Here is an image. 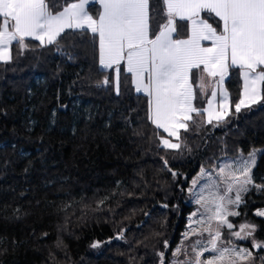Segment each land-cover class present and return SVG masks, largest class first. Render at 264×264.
<instances>
[{
	"label": "trees",
	"instance_id": "16d2710c",
	"mask_svg": "<svg viewBox=\"0 0 264 264\" xmlns=\"http://www.w3.org/2000/svg\"><path fill=\"white\" fill-rule=\"evenodd\" d=\"M38 45L20 52L14 42L12 61L0 62V264H160V251L169 264L192 208L189 179L220 156L264 147V101L236 112L241 78L232 71L226 121L194 117L180 133L187 147L165 149L146 118L147 96L122 66L117 93L90 32ZM252 177L264 185V151ZM242 198L232 222L257 225L264 241L254 212L264 191L249 186Z\"/></svg>",
	"mask_w": 264,
	"mask_h": 264
},
{
	"label": "snow or ice",
	"instance_id": "6c2138e0",
	"mask_svg": "<svg viewBox=\"0 0 264 264\" xmlns=\"http://www.w3.org/2000/svg\"><path fill=\"white\" fill-rule=\"evenodd\" d=\"M94 2L100 6L95 15L89 12ZM67 30L90 32L98 41L99 65L114 69L117 93L124 65L135 91L148 98L146 118L168 134L160 137L159 146L165 149L187 147L180 133L196 125L194 117L206 115L202 124L214 127L226 121L230 94L224 84L232 71L242 80L236 112L264 101V0H0V62L12 61L14 42L20 52L29 50L30 40L38 41L40 48L58 45ZM205 99L207 106L199 107ZM257 151L264 150L225 162L215 175L202 168L192 179L188 191L200 207L190 214L172 264H264V256L252 251H264V241L254 237L257 225L243 223L233 231L229 220L241 215L230 206L243 203L249 186L264 191L252 177ZM204 178L207 182L200 185ZM256 215L264 217V210ZM197 235L201 239L184 243ZM231 237L252 238V249L237 247ZM182 254L187 259H175ZM158 256L165 264V253Z\"/></svg>",
	"mask_w": 264,
	"mask_h": 264
},
{
	"label": "rangeland",
	"instance_id": "374dc122",
	"mask_svg": "<svg viewBox=\"0 0 264 264\" xmlns=\"http://www.w3.org/2000/svg\"><path fill=\"white\" fill-rule=\"evenodd\" d=\"M93 5H94V4H93ZM92 7H93V6H92ZM89 12L91 13L90 9H89ZM98 65H99V59H98ZM99 66H100V65H99ZM100 67H101V66H100ZM122 67H124V65H122ZM113 70H114V69H113ZM112 77H113V82H114V88H115V90H116V80H115L116 73H115V71H114ZM107 80H108V77H107ZM107 84H108V83H107ZM107 84H105V85H107ZM224 86H225V88L227 89V87H226L225 84H224ZM241 86H242V80H241ZM227 90H228V89H227ZM143 94H144V93H143ZM145 95H146V94H145ZM209 95H210V92H209ZM239 98H240V97H239ZM238 100H239V99H238ZM237 102H238V101H237ZM237 102H236V103H237ZM204 104H205L204 107H206V106H207L206 101H205ZM234 109H235V105H234ZM206 118H207V117H206V115H205V116H204V120H205ZM154 126H155V125H154ZM155 128H156V127H155ZM156 129H157V128H156ZM181 131H182V130H181ZM159 132H160V133H159V134H160V137L163 136V137H165V138H168V134L165 133V132H163L162 129H159ZM171 139L173 140V142H179V141H176L175 138H171ZM159 141H160V140H159ZM254 149H255V150H263L264 147H259V146H258V147H254V148L250 149L248 152H237V153L234 154V155H223V156H220V157H218V159L216 160V162H214V164H212V165H210V166H207V167H201V168L199 169V171L189 179V183H188V186H187V188H186L187 196H186L185 202H186L187 204H190V205L192 206V208H191V210H190V211L188 212V214H187L185 229L182 231L181 236H180L179 240L177 241V243L175 244L173 250H174L177 246L180 245V243H181V241H182V239H183V235H182V234L185 233L186 231H188V225H189V223H190V214H191L192 212L196 211V209L200 207L199 205H196V204L194 203V199H195V197L192 195V193H190V192L188 191L189 188L191 187V181H192V179H193L194 177H197V175L200 173V171H201L202 168H204V169H206V170H209L210 172L213 173V175H215V173L218 171L219 167H222V166L224 165L225 162H229V163H230V162H232L236 157H238V156H240V155H243L244 157H247L248 153L251 152V151H253ZM260 152H261V151H257L256 158H257V155H258ZM252 170H253V169H252ZM206 182H207V179L204 178V179H202V180L200 181V185H202V184H204V183H206ZM200 185L197 186V188L195 189V191H197V192L199 191V187H200ZM205 194L207 195V193H205ZM231 195H232L233 198H234L235 193H232ZM230 210H236V211H237V208H231V206H230ZM257 210H264V207H260V208L255 209V210H254L255 214H256ZM260 217H261V216H260ZM231 218H232V217H229V220L232 222ZM194 219H199V216L195 217ZM232 223H233V222H232ZM243 223H249V222H246V221H239V222L236 223V224L233 223V224L235 225L233 231H239V230H240V229H239V225H240V224H243ZM197 227H198V226H197ZM222 231H223L225 234H227V231H228V230L225 228V229H223ZM204 237H205V238L207 237V233L204 234ZM197 239H201V237H200L199 235H197V236H189L188 240L184 241V243H185L186 245H191V244H192L195 240H197ZM230 239H231L232 243L235 244L237 247H245V248L252 249V238H248V239L245 240V239H240V238H237V237H231ZM224 243H225V245H227V238L225 239ZM188 251H189V254H191V249H190V248L188 249ZM172 252H173V251H172ZM204 255L207 257V256L210 255V254H209V253H205ZM175 259L185 260V259H187V257H185V256L182 254L180 257L175 258ZM173 260H174V258H173V255L171 254V256H170V263H169V264H172Z\"/></svg>",
	"mask_w": 264,
	"mask_h": 264
},
{
	"label": "crops",
	"instance_id": "0c3cea01",
	"mask_svg": "<svg viewBox=\"0 0 264 264\" xmlns=\"http://www.w3.org/2000/svg\"><path fill=\"white\" fill-rule=\"evenodd\" d=\"M99 7H100L99 4L94 2V5H93V15L96 14V12L99 10ZM183 33H184V31H183Z\"/></svg>",
	"mask_w": 264,
	"mask_h": 264
},
{
	"label": "water",
	"instance_id": "95a60500",
	"mask_svg": "<svg viewBox=\"0 0 264 264\" xmlns=\"http://www.w3.org/2000/svg\"><path fill=\"white\" fill-rule=\"evenodd\" d=\"M107 78V76L103 79V81ZM104 84V83H103ZM105 85V84H104ZM254 250H258V249H254Z\"/></svg>",
	"mask_w": 264,
	"mask_h": 264
},
{
	"label": "flooded vegetation",
	"instance_id": "af4514ba",
	"mask_svg": "<svg viewBox=\"0 0 264 264\" xmlns=\"http://www.w3.org/2000/svg\"><path fill=\"white\" fill-rule=\"evenodd\" d=\"M260 249H258V250H255V251H259Z\"/></svg>",
	"mask_w": 264,
	"mask_h": 264
}]
</instances>
